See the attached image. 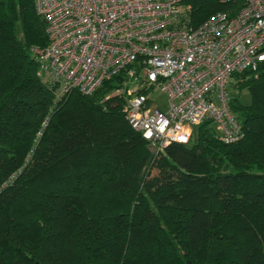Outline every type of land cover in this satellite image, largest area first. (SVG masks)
Returning <instances> with one entry per match:
<instances>
[{
  "label": "trees",
  "instance_id": "trees-1",
  "mask_svg": "<svg viewBox=\"0 0 264 264\" xmlns=\"http://www.w3.org/2000/svg\"><path fill=\"white\" fill-rule=\"evenodd\" d=\"M190 1L196 22L243 5ZM48 42L35 0H0V264H264V61L233 83L240 139L206 119L154 153L112 79L54 99Z\"/></svg>",
  "mask_w": 264,
  "mask_h": 264
},
{
  "label": "built area",
  "instance_id": "built-area-1",
  "mask_svg": "<svg viewBox=\"0 0 264 264\" xmlns=\"http://www.w3.org/2000/svg\"><path fill=\"white\" fill-rule=\"evenodd\" d=\"M35 8L49 42L31 51L56 101L112 79L110 92L124 94L128 123L154 153L188 143L206 119L224 142L243 136L229 85L264 61V0L199 22L190 0H35Z\"/></svg>",
  "mask_w": 264,
  "mask_h": 264
},
{
  "label": "rangeland",
  "instance_id": "rangeland-1",
  "mask_svg": "<svg viewBox=\"0 0 264 264\" xmlns=\"http://www.w3.org/2000/svg\"><path fill=\"white\" fill-rule=\"evenodd\" d=\"M234 82V81H233ZM233 82L231 83V85H229V92L233 95H236L238 97V99L242 102V103H249L250 102V92L248 90V88L246 87H242V88H237L233 85ZM149 147V146H148ZM150 148V147H149ZM151 150V148H150ZM157 170L153 169V172L155 173Z\"/></svg>",
  "mask_w": 264,
  "mask_h": 264
}]
</instances>
